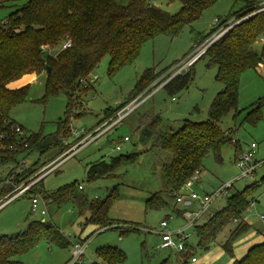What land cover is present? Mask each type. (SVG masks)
I'll list each match as a JSON object with an SVG mask.
<instances>
[{
  "label": "rangeland",
  "instance_id": "obj_1",
  "mask_svg": "<svg viewBox=\"0 0 264 264\" xmlns=\"http://www.w3.org/2000/svg\"><path fill=\"white\" fill-rule=\"evenodd\" d=\"M152 1L170 14H176L182 5L181 0ZM250 1L258 5L263 2V0ZM22 4L23 2L0 4V22L19 9ZM244 4L245 0H217L206 8L199 18L185 25L178 35L171 37L160 34L147 40L136 60L120 69L114 76L108 75L109 57L104 58L89 77L91 79L97 76L92 82V87L73 99L69 123L70 128L76 132L84 129L88 133L100 126L109 110L115 109L128 99L146 69L154 68L157 73H165L153 84L151 91L139 95L141 99L139 107L127 115L116 128L81 148L57 171L45 176L40 185L33 184L28 193L20 194L15 191L16 188H13L3 195L0 203L15 194L18 198L10 200L0 209V236L23 231L30 221L44 219L59 229L69 242H78L79 239L89 236L83 264L101 262L97 258V252L105 246L116 247L125 255L124 262L114 264H160L164 260L168 263H176L183 261L185 254L192 251L195 252L198 262L192 263L189 258L188 264H232L235 255L232 257L228 254L222 245L237 226V222L228 224L219 233L209 250H203L198 246V237L194 228L188 230L190 238L187 240V248L183 255L173 249L160 248L161 223L166 221L168 228L175 229L185 225L186 221L178 211L181 206L176 203L175 198L161 195L163 203H159L158 193L164 188L162 167L170 161V153L164 149L150 150L152 141L141 142L139 138L141 130L138 131L137 127L139 123L145 121V124H142L144 127L149 121L145 115L154 113L164 120L165 129H176L184 120L201 122L209 118L210 106L223 85L216 80L217 68L209 66L207 57L199 59L192 67L183 70V73L192 70V80L187 88L170 95L164 87H157L163 84L171 73L175 75L186 57L194 53L198 47L195 45L196 41L217 28L205 40L209 41L218 29L233 25L234 21L237 24L247 18L249 15L239 19L248 10L244 8ZM230 14H233L231 19L217 27L214 21L217 19L220 24ZM262 40L260 39L256 45L258 50L262 48ZM61 50V45H58L50 52L56 55ZM29 80L31 81L27 83L29 87L25 101L15 106L10 115L27 134L41 133L50 136L55 133L57 122L66 117L68 97L65 93H59L49 97L47 103L41 102L45 95V72L35 78L25 76L12 86ZM238 99V112L230 111L219 122L223 130L232 131V141L221 149L220 160L213 153L205 156L199 172L200 180L195 183V190L201 194H212L229 183L232 186L227 189L226 195H220L210 203L208 210L197 220V224H204L213 213L223 208L228 196L242 191L264 176V106L260 111L261 120L256 123L246 120L248 109L260 99L264 100L263 68L256 67L243 72ZM125 136L130 140L124 141ZM73 140L74 137L71 135L68 141ZM235 142H238L237 147ZM252 143L257 145L254 160L259 167L251 176L238 178L240 170L236 162L237 157L248 152ZM118 144L121 145V150L115 149ZM57 150L49 149L43 154L34 150L29 154L21 155L18 162L24 160L25 168L35 163L37 165L33 166V173L22 179L17 186L31 185L38 175L40 169L38 166L53 157ZM136 152L139 156L134 163L117 166L114 175L112 173L111 176L88 181L87 169L90 164L101 159L108 162L113 157ZM16 166V163L0 164L1 187L6 188L11 184L7 182V176ZM79 185H82V189H79ZM65 186H74L77 193L89 201L105 200L115 191L118 196L109 211V217L126 223L121 224L123 227L137 230L121 235L118 229L97 230L94 225L85 226V218L79 215L72 201H64L61 204L50 202L46 204L47 213L42 215L40 211L45 206L42 200L39 202V211H32L33 195L43 191L56 192ZM253 198V205L243 217L250 228L235 241L233 254L236 244L250 239L264 238V218H261V215L264 216V185L254 192ZM69 246L60 247L43 239L17 259L24 264H64L71 255Z\"/></svg>",
  "mask_w": 264,
  "mask_h": 264
},
{
  "label": "trees",
  "instance_id": "obj_2",
  "mask_svg": "<svg viewBox=\"0 0 264 264\" xmlns=\"http://www.w3.org/2000/svg\"><path fill=\"white\" fill-rule=\"evenodd\" d=\"M216 1L181 0L180 10L176 14H170L152 0H126L125 2L120 0H0V4L23 2L19 9L0 22V143L3 146L0 149V164L16 163L18 166V158L21 155L29 154L34 150L43 154L49 149H58L53 157L38 166V169H41L51 159L61 154L66 149L64 141L72 135L69 116L73 99L92 87V83H85L82 79L90 77L106 57H109L108 75L114 76L120 69L136 60L147 40L160 34L171 37L178 35L185 25L199 18L202 12ZM262 7L263 5L245 0L244 8L248 10L239 19L249 16L231 27L201 56V58H208L209 66L217 68L215 78L223 85L210 106L207 120L201 122L184 120L176 129H165L164 120L154 113L145 115L149 121L144 127L142 124H145V121L139 123L137 130H141L139 134L141 142L146 143L151 140L150 150L164 149L170 153V161L162 167L164 188L158 193L160 204L163 203L161 195L176 197V193L182 189L184 183L196 171L201 170L206 155L213 153L220 160L221 149L232 141V131L223 130L219 122L230 111L238 112L239 86L243 72L256 68L264 61V10ZM232 15L230 14L220 22V25L228 22ZM216 29L196 41L195 45H201ZM260 39H263L262 48L258 50L256 45ZM67 40L71 41L69 48L62 49L56 55L50 52L52 48ZM44 59L45 62H43ZM46 65L50 66L49 73L45 71ZM43 72L46 73V84L45 95L41 102L47 103L49 97L65 93L68 97L66 117L57 122L56 131L50 136H44L41 133L13 135L12 128L17 122L10 113L15 106L25 101L29 85L9 88L8 84L16 80V82L20 81L18 79L26 74L39 75ZM164 73H157L154 68L146 69L128 99L115 109L109 110L103 120L113 117L119 109L139 95L151 91L153 84ZM172 75L173 73L168 77ZM191 80L192 70H189L186 73L176 74L163 87L168 94L173 95L187 88ZM18 85L21 84L18 83L15 86ZM263 106V99L252 105L248 109L246 120L252 123L261 120L260 111ZM235 146H238V142H235ZM138 156L139 153L136 152L113 157L108 162L103 159L98 160L89 165L87 179L91 181L111 176L112 173L114 175V169L117 166L134 163ZM35 165L37 163L28 168L24 167L21 172H16L17 166L13 168L7 176L11 184L6 188L1 187L0 178V198L12 190L14 185H19L22 179L32 174L34 171L32 168ZM43 179L36 185H40ZM262 185H264V176L246 186L242 191L228 196L225 206L213 213L207 222L194 225L198 246L203 250H209L219 233L228 224L237 222V226L222 245L224 250L233 257L235 241L250 228L243 218L244 214L253 205L254 192ZM36 195L42 196L46 204L72 201L79 215L85 218V226L94 225L97 230L118 229L121 235L137 230L123 227L121 224L126 223L109 217V211L118 196L115 191L102 201H89L78 194L74 186H65L51 193L43 191ZM178 211L182 212L181 209ZM88 237L79 241L86 242ZM43 239L60 247L68 245L71 247L73 244L50 222L32 220L27 223L25 230L0 236V264H24L17 257L31 250ZM194 254L193 251L188 252L184 260L177 264H188L189 258L195 256ZM97 258L101 262L95 261L92 264H114L126 260L122 251L112 246L100 248ZM160 264L169 263L164 260ZM232 264H264V238L253 244Z\"/></svg>",
  "mask_w": 264,
  "mask_h": 264
},
{
  "label": "built area",
  "instance_id": "obj_3",
  "mask_svg": "<svg viewBox=\"0 0 264 264\" xmlns=\"http://www.w3.org/2000/svg\"><path fill=\"white\" fill-rule=\"evenodd\" d=\"M264 10V5L262 7ZM214 23L217 25V27L220 25L219 21L216 19ZM236 23H233V25L225 26L223 28L218 29L215 32V35L213 38L209 41H204L201 45H198V47L194 50V53H191L186 59L184 60L182 66L179 68V70L176 71V74L182 73L183 70H186L187 68L193 66L200 58L201 56L206 52L207 48L213 44L215 41H217L221 36H223L231 27H233ZM71 46V41L67 40L61 44L62 49L69 48ZM257 67H261L264 69V61L259 63ZM173 75L167 79L163 84L158 86L157 88L163 87L173 76ZM97 79V76L94 78H87L82 79L83 82L92 83L94 80ZM140 96L136 99L132 100L130 103L119 109L113 117L109 118L105 122H103L100 126H98L95 130L86 132L84 129L81 131H75L72 129V135L74 137L73 141H64L65 144V150L59 154L58 156L51 159L46 165H44L39 171L38 175L36 177V180L29 186H15V191L19 192L20 194L28 193L30 191V188L33 184H36L38 181L43 179L45 176L49 175L50 173H53L57 171L60 166L66 162L69 158L75 156L78 151L83 148L84 146L91 143L96 138L104 135L108 131H110L113 128H116L119 123L123 121V119L129 115L131 112L136 110L139 105L141 104ZM13 135L16 134L18 136H25L27 133L25 130L18 125L17 123L13 125L12 128ZM130 138L128 136H125L124 141H128ZM3 146L0 143V149H2ZM257 145L256 143H252L250 146V149L248 152L241 154L237 157V166L240 170V175L238 178H244L247 176H251L254 174V172L258 169L259 164L254 160V155L256 152ZM116 150H121V145L115 146ZM25 167V161L22 160L21 163L18 164V168L16 169V172H21L24 170ZM200 171H196L193 176L188 179L182 189L176 193V203L181 206V216L186 221V224L183 227H176L175 229L168 228V223L166 221H163L161 223V230L159 232L162 242L160 244L161 249H173L176 250L178 253L182 254L186 251V244L187 240L190 238V233L188 230L190 228H193L194 225H196L197 220L201 218V216L208 210L210 203L215 199L218 198L220 195H226L227 189L232 186L231 183L225 185L222 189H219L215 191L212 194H201L195 190V183L199 182ZM7 182H10L8 179ZM79 189H82V185L78 186ZM18 195L15 194L11 196L9 199L4 201L3 203H0V209L3 208L7 202H9L12 199H17ZM44 202V208L41 209V214L45 215L47 213L46 209V201L42 198L40 195H33L31 198V209L33 212L39 211L40 204L39 202ZM2 202V201H1ZM70 258L69 260L64 264H83L84 262V255L87 249V242H73L72 246L70 247ZM197 261V258L195 256L191 257V262L195 263Z\"/></svg>",
  "mask_w": 264,
  "mask_h": 264
},
{
  "label": "crops",
  "instance_id": "obj_4",
  "mask_svg": "<svg viewBox=\"0 0 264 264\" xmlns=\"http://www.w3.org/2000/svg\"><path fill=\"white\" fill-rule=\"evenodd\" d=\"M260 5H264V0H263V2L260 4ZM25 76H33L34 78L36 77V76H38V74H36V73H30V74H26V75H24L23 77H25ZM22 77V78H23ZM22 78H20V79H22ZM20 79H18V80H20ZM32 80V79H31ZM31 80H29V81H27V82H25V83H23V84H21V85H18V86H12V84L14 83V82H16V81H13V82H11V83H9L8 84V87L9 88H19V87H21V86H23V85H25V84H27V83H29ZM130 140V139H129ZM261 218L263 219L264 218V216L263 215H261ZM44 220V219H43ZM42 220V221H43ZM246 221V220H245ZM247 222V221H246ZM184 226V225H183ZM183 226H178V227H183ZM264 232V231H263ZM263 240V238L262 239H260V238H257V239H250V240H247V241H244V242H242V243H240V244H236L235 246H234V257H233V261L235 260V259H239V258H241L246 252H247V250L253 245V244H255V243H258L259 241H262ZM180 255H183V254H180ZM179 260V259H178ZM179 261H177L176 263H169V264H177ZM196 262H198V259H197V261ZM195 262V263H196ZM193 263V262H192ZM233 263V262H232Z\"/></svg>",
  "mask_w": 264,
  "mask_h": 264
},
{
  "label": "water",
  "instance_id": "obj_5",
  "mask_svg": "<svg viewBox=\"0 0 264 264\" xmlns=\"http://www.w3.org/2000/svg\"><path fill=\"white\" fill-rule=\"evenodd\" d=\"M46 60L44 59L43 62H45ZM46 73H49L50 72V66L49 65H46ZM44 221V220H43Z\"/></svg>",
  "mask_w": 264,
  "mask_h": 264
}]
</instances>
